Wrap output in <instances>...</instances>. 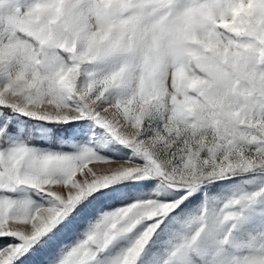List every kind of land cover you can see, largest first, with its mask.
<instances>
[{"label": "snow or ice", "instance_id": "1", "mask_svg": "<svg viewBox=\"0 0 264 264\" xmlns=\"http://www.w3.org/2000/svg\"><path fill=\"white\" fill-rule=\"evenodd\" d=\"M0 264H264V0H0Z\"/></svg>", "mask_w": 264, "mask_h": 264}]
</instances>
